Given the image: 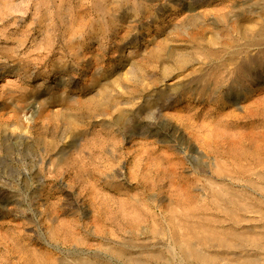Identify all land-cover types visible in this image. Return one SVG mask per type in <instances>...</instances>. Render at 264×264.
I'll return each mask as SVG.
<instances>
[{
    "label": "rangeland",
    "instance_id": "obj_1",
    "mask_svg": "<svg viewBox=\"0 0 264 264\" xmlns=\"http://www.w3.org/2000/svg\"><path fill=\"white\" fill-rule=\"evenodd\" d=\"M0 264H264V0H0Z\"/></svg>",
    "mask_w": 264,
    "mask_h": 264
}]
</instances>
